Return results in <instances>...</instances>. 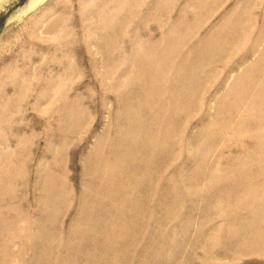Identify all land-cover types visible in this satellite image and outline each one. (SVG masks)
Wrapping results in <instances>:
<instances>
[{
    "label": "rangeland",
    "instance_id": "374dc122",
    "mask_svg": "<svg viewBox=\"0 0 264 264\" xmlns=\"http://www.w3.org/2000/svg\"><path fill=\"white\" fill-rule=\"evenodd\" d=\"M0 264H264V0H0Z\"/></svg>",
    "mask_w": 264,
    "mask_h": 264
},
{
    "label": "bare ground",
    "instance_id": "6f19581e",
    "mask_svg": "<svg viewBox=\"0 0 264 264\" xmlns=\"http://www.w3.org/2000/svg\"><path fill=\"white\" fill-rule=\"evenodd\" d=\"M35 4V3H34ZM34 4H31L29 7H28V9L30 10V9H32L33 7H34ZM35 8V7H34ZM24 12V11H23Z\"/></svg>",
    "mask_w": 264,
    "mask_h": 264
}]
</instances>
